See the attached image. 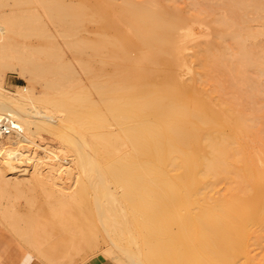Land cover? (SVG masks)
I'll use <instances>...</instances> for the list:
<instances>
[{
  "label": "bare ground",
  "instance_id": "obj_1",
  "mask_svg": "<svg viewBox=\"0 0 264 264\" xmlns=\"http://www.w3.org/2000/svg\"><path fill=\"white\" fill-rule=\"evenodd\" d=\"M107 1L95 40L59 30L86 55L95 97L43 83L29 52L23 63L0 59V118L18 127L0 137V181L63 210L85 201L91 232L116 250L111 264H264V0ZM43 2L68 25L72 5ZM3 66L30 87L10 92ZM2 206L0 226L36 260L73 263L42 247L32 218Z\"/></svg>",
  "mask_w": 264,
  "mask_h": 264
},
{
  "label": "rangeland",
  "instance_id": "obj_2",
  "mask_svg": "<svg viewBox=\"0 0 264 264\" xmlns=\"http://www.w3.org/2000/svg\"><path fill=\"white\" fill-rule=\"evenodd\" d=\"M59 1L74 7L70 15L66 17L69 21L68 25H63L59 19L49 16L43 0H0L2 28L0 29V59L9 63H23L24 60L19 57L24 55V52H29L34 62H37L36 64L41 63L40 69L33 63L29 65L33 74L37 75L43 83L57 79L65 87L85 90L95 97L91 77L80 65V60L86 55L71 47L68 43L69 38L60 34L59 30L93 41L106 26L107 18L111 14V4L107 0ZM88 51L91 53L92 50L88 49ZM87 56L92 59L96 67L101 66L99 55ZM59 62L62 67L58 65ZM67 63L73 65L75 73L68 74V69L64 67ZM193 64L195 65V62ZM104 67L109 65L106 64ZM2 69L5 73L4 86L10 92H17L18 86L30 87L29 81L17 71L5 66ZM61 69L63 73H60ZM43 86L38 83L36 90H41ZM48 90L52 93L50 88ZM41 135L45 140H55L48 131H42ZM38 142L45 141L39 137ZM196 147L201 148V144ZM10 184L0 181V207L3 205L2 207L7 206L17 211L24 221L32 218L41 228L43 248L69 253L73 257L72 264H111L108 257L116 250L110 240L91 232L89 225H92L96 219L93 212L81 209V204L86 203L85 201L72 202L69 210H63L59 203L46 199L39 190L24 188L18 192ZM0 219H2L1 211ZM1 226L0 262L8 264L10 258L14 260L15 257L20 262L21 254L22 264H49L46 260L35 261L37 249L32 244L19 239L8 227L10 232L6 227ZM183 234L184 232L181 231L174 233V245L176 239ZM70 240L74 242L71 243ZM257 250L264 252V246ZM174 255V262L184 256L182 252H175Z\"/></svg>",
  "mask_w": 264,
  "mask_h": 264
},
{
  "label": "built area",
  "instance_id": "obj_3",
  "mask_svg": "<svg viewBox=\"0 0 264 264\" xmlns=\"http://www.w3.org/2000/svg\"><path fill=\"white\" fill-rule=\"evenodd\" d=\"M17 129L18 127L14 125L10 116H3L0 118V137L9 135Z\"/></svg>",
  "mask_w": 264,
  "mask_h": 264
},
{
  "label": "crops",
  "instance_id": "obj_4",
  "mask_svg": "<svg viewBox=\"0 0 264 264\" xmlns=\"http://www.w3.org/2000/svg\"><path fill=\"white\" fill-rule=\"evenodd\" d=\"M20 259H21V261L19 262L18 259H16V257L14 258V260L12 258H10V260H9L10 262L8 264H22L21 254H20ZM35 261H38V260H35ZM38 262H40V261H38ZM0 264H5V263L0 262Z\"/></svg>",
  "mask_w": 264,
  "mask_h": 264
}]
</instances>
